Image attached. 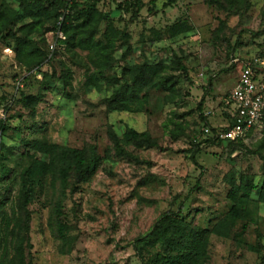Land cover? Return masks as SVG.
Wrapping results in <instances>:
<instances>
[{"label": "rangeland", "instance_id": "374dc122", "mask_svg": "<svg viewBox=\"0 0 264 264\" xmlns=\"http://www.w3.org/2000/svg\"><path fill=\"white\" fill-rule=\"evenodd\" d=\"M122 1L99 4L110 17L89 48L56 58L49 54L39 67L17 56L12 34H0V264H163L158 254L177 253L180 246L144 238L169 211L187 232L227 225V235L205 238L204 264L259 263L264 257V203L259 200L264 132H253L236 149L211 144L197 150L194 144L205 121L198 110L201 100L202 111L210 105L215 109L210 124H224L225 107L218 102L234 88L241 67L258 57L264 68V0H246L247 9L239 15L205 0H141L134 20V9L119 7ZM5 3L20 8L19 0H0V9ZM181 19L194 30L169 36L168 27ZM32 22L21 13L11 33L48 42L50 22L34 30ZM175 56L188 76L176 67ZM145 62L162 64L160 76L175 82L173 90L158 85L157 77L136 85L134 66ZM133 84L141 104L130 109L110 101L114 91ZM130 129L149 132L157 147L128 142ZM35 139L58 145L61 153L44 191L26 204L21 185L35 153L27 142ZM117 144L136 158L119 156ZM69 148L95 159V173L78 179L62 153ZM63 168L68 170L65 187ZM241 174L258 187L242 205L244 216L231 224L230 181L239 183ZM60 201L64 236L56 224Z\"/></svg>", "mask_w": 264, "mask_h": 264}, {"label": "trees", "instance_id": "16d2710c", "mask_svg": "<svg viewBox=\"0 0 264 264\" xmlns=\"http://www.w3.org/2000/svg\"><path fill=\"white\" fill-rule=\"evenodd\" d=\"M102 1L103 0H79L69 4L66 0H19L20 8L18 10L5 3L0 9V34L3 32L12 34L16 41L17 56L21 59H25L26 63L31 67H39L46 62L49 54L56 58L59 54L70 52L77 47L89 48L86 45L91 42L99 32V25L110 17V12L99 8V4ZM169 1L173 3L177 0ZM205 2L226 12L228 15L241 14L242 11L247 9L249 3L246 0H205ZM121 6H126L125 8L131 10L134 9L132 16V20H134L141 11L143 3L141 0H124L119 3V7ZM68 9L69 12L66 13ZM21 13L32 19L33 22L31 26L33 30L37 26L42 25L45 21L50 22L45 28L46 32L55 31L57 29L58 20L64 16L61 27L65 35L63 45L52 51L46 38H44L41 43H37L31 38L17 36L16 33H11V30L18 23ZM262 20L264 23V10L262 11ZM193 30L194 26L192 24L185 19H181L168 27V34L171 37H176ZM105 33L106 32H104V34ZM174 63L179 70L184 71L187 75L186 67L183 65L180 57L175 56ZM163 68L164 66L159 63L149 64L145 62L141 65H136L134 69L132 68L133 81L137 85V83L149 82L154 77H157L158 80L156 83L158 85H162L166 90H173L175 82L169 80V78L165 79L160 76ZM209 87L212 88L211 81ZM147 98L148 94L144 95V99L147 100ZM110 101L130 109H132L133 105H136L137 102L140 103V99L136 95V87L134 84L132 86H123L119 90L114 91ZM204 105L205 99H202L198 105L201 117L203 115L202 110ZM224 106L223 102H218L219 108H224ZM225 113L228 117H231L227 111ZM1 129H4L3 125ZM215 129L216 128L213 127V130ZM260 131L264 132V128ZM253 132H255V130H252L247 138L251 136ZM126 139L128 142H135L139 146L157 147V142L153 140L150 133L146 131L138 132L134 129H130L126 134ZM245 139L222 142L212 138H206L194 145L197 150H201L205 145L211 144L225 145V147L236 149L245 146ZM27 146L30 151L35 153L33 155V161L26 169L22 179L21 194L26 204L30 203L35 196L44 191L49 169L61 153L58 145L38 139L27 142ZM62 153L63 156L71 160L72 168L78 179L87 178L95 173L97 161L95 159L89 160L82 149L69 148ZM116 153L119 156L136 158L120 144L116 145ZM192 159L195 160L194 155ZM67 176L68 170L63 168L61 170V179L64 187L67 182ZM230 185L232 188L228 193V198L234 201V204L229 211L228 223L234 224L236 220L244 216L243 206L250 203L252 192L258 186L244 174H241L239 183L236 182L235 178H232ZM63 195H65V189L63 190ZM259 200L264 203V180L259 188ZM55 214L58 232L61 236H64L67 231V222L62 201L58 202L56 205ZM226 227V224L217 223L212 229L200 228L192 229L187 232L181 224L180 219L174 217V212L169 211L156 222L153 230L148 234V237L146 236L147 238L144 239L146 242L150 241L149 239L160 241L164 245H170V248L173 245L180 246V250L177 253L158 254L157 259L163 264H204L207 257V243L205 238H207L210 233L227 235ZM176 239H178L177 242ZM258 240H261V235H259ZM255 264H264V257H262L259 263Z\"/></svg>", "mask_w": 264, "mask_h": 264}, {"label": "built area", "instance_id": "2783aa9c", "mask_svg": "<svg viewBox=\"0 0 264 264\" xmlns=\"http://www.w3.org/2000/svg\"><path fill=\"white\" fill-rule=\"evenodd\" d=\"M69 4L79 0H66ZM81 1V0H80ZM69 12V9L66 13ZM64 16L57 22V29L51 32V39L48 40L52 51L60 48L65 35L62 32ZM261 59L254 57L244 63L239 70V77L234 88L221 97L219 102L224 103L225 110L231 117L224 120V124L213 126L210 118L216 112L214 107L208 106L203 111L205 121L196 140L198 142L206 138L216 141L229 142L247 138L252 131H260L264 128V68L261 66ZM213 127L216 129L213 130ZM116 264H128L119 262Z\"/></svg>", "mask_w": 264, "mask_h": 264}, {"label": "crops", "instance_id": "0c3cea01", "mask_svg": "<svg viewBox=\"0 0 264 264\" xmlns=\"http://www.w3.org/2000/svg\"><path fill=\"white\" fill-rule=\"evenodd\" d=\"M238 77H239V73H238ZM238 77H237V79H236V82H237V80H238ZM227 94V93H226ZM226 94H224V95H226ZM211 106V105H210Z\"/></svg>", "mask_w": 264, "mask_h": 264}]
</instances>
